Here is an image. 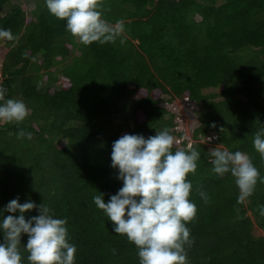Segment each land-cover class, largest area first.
Returning a JSON list of instances; mask_svg holds the SVG:
<instances>
[{
  "label": "trees",
  "instance_id": "16d2710c",
  "mask_svg": "<svg viewBox=\"0 0 264 264\" xmlns=\"http://www.w3.org/2000/svg\"><path fill=\"white\" fill-rule=\"evenodd\" d=\"M44 2L35 0L28 17L24 4L0 0V29L16 37L0 39V88L29 110L22 122H0V224L19 215L3 211L13 199L37 205L26 220L43 204L67 221L75 264H140L136 246L113 231L93 197L103 193L107 203L123 186L111 167L112 144L123 134L179 135L174 115L165 119L164 95L198 105L188 264H264V236L253 232L264 231V183L238 203L235 178L214 173L212 151L197 140L211 135L215 145L247 154L264 178L254 147L264 129V0H104L103 18L122 20L124 32L87 46ZM187 143L173 152L190 151ZM27 240L22 234V264Z\"/></svg>",
  "mask_w": 264,
  "mask_h": 264
},
{
  "label": "clouds",
  "instance_id": "9594fccd",
  "mask_svg": "<svg viewBox=\"0 0 264 264\" xmlns=\"http://www.w3.org/2000/svg\"><path fill=\"white\" fill-rule=\"evenodd\" d=\"M45 2L49 13L66 20L70 34L86 46L115 42L124 32L122 20L112 25L103 18L104 0ZM0 39L12 41L16 37L10 29H0ZM5 91L0 88V122H22L29 115L27 106L20 100H5ZM25 135L31 139V133H18V137ZM262 137L264 129L255 134L254 147L264 159ZM175 143L167 129L147 139L139 134H123L113 142L111 153V167L118 169L123 186L107 203L103 193L93 197L97 208L112 222L113 231L136 246L140 264H188L185 246L193 241L186 225L196 219L197 207L189 199L192 184L187 176L196 173L200 153L191 145L190 151L173 152ZM211 155L214 173L223 176L230 171L235 178L238 203L243 204L254 194L258 181L264 183L247 154L217 148ZM200 195L207 201L204 193ZM36 208L33 202L21 204L19 198L6 205L4 212L19 215L4 216L0 224L4 235L0 264H22V234L28 236L29 264H75L76 247L68 242L67 221L54 218V211L43 204L38 207L39 215L26 220L25 213ZM260 211L264 215V207Z\"/></svg>",
  "mask_w": 264,
  "mask_h": 264
},
{
  "label": "rangeland",
  "instance_id": "374dc122",
  "mask_svg": "<svg viewBox=\"0 0 264 264\" xmlns=\"http://www.w3.org/2000/svg\"><path fill=\"white\" fill-rule=\"evenodd\" d=\"M13 2H20L22 5L24 4L23 7L26 13H28L35 5V0H12ZM30 14L28 15V17ZM6 52V49L2 47V42L0 43V60H2L4 53ZM55 67H51L50 70L54 71ZM46 78V77H44ZM61 85V83H55L54 87H58ZM165 98V101H162V106L167 109V114L165 115V119L169 118L170 114L174 115V126L172 130H176L178 134H173L172 136L175 137L176 147L182 146V141H187L188 143L186 144L185 147H189L192 141L195 140L193 137V130L195 125L198 123V116H197V110H198V105L195 102L191 101H186V100H172L170 102H167L166 99L168 96H163ZM169 113V114H168ZM211 136V135H210ZM210 136H202L201 138H198L197 140L203 141L207 144L209 149L212 151L214 149L219 148L220 150H228L226 147L222 145H215L214 142L209 140V138H214ZM229 151V150H228ZM254 234L255 235H261L264 236V231L259 229L258 227L254 228Z\"/></svg>",
  "mask_w": 264,
  "mask_h": 264
}]
</instances>
